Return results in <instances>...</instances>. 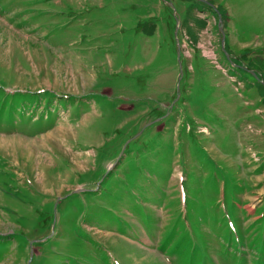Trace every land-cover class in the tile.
I'll list each match as a JSON object with an SVG mask.
<instances>
[{
	"label": "rangeland",
	"instance_id": "1",
	"mask_svg": "<svg viewBox=\"0 0 264 264\" xmlns=\"http://www.w3.org/2000/svg\"><path fill=\"white\" fill-rule=\"evenodd\" d=\"M0 264H264V0H0Z\"/></svg>",
	"mask_w": 264,
	"mask_h": 264
},
{
	"label": "crops",
	"instance_id": "2",
	"mask_svg": "<svg viewBox=\"0 0 264 264\" xmlns=\"http://www.w3.org/2000/svg\"><path fill=\"white\" fill-rule=\"evenodd\" d=\"M226 43L230 48L231 53H238L240 52L243 48L246 47V43L244 41H239L237 40L234 36L227 34L226 37ZM248 46V45H247ZM249 49V48H248ZM250 50V49H249ZM253 50V49H252ZM262 95V94H261ZM260 100V98H259Z\"/></svg>",
	"mask_w": 264,
	"mask_h": 264
},
{
	"label": "water",
	"instance_id": "3",
	"mask_svg": "<svg viewBox=\"0 0 264 264\" xmlns=\"http://www.w3.org/2000/svg\"><path fill=\"white\" fill-rule=\"evenodd\" d=\"M220 22V21H219ZM220 28V27H219ZM222 38H223V35H222Z\"/></svg>",
	"mask_w": 264,
	"mask_h": 264
}]
</instances>
